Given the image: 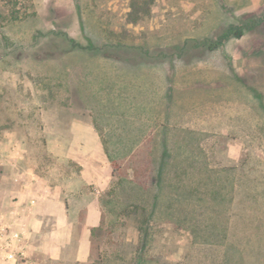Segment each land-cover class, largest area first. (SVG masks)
I'll use <instances>...</instances> for the list:
<instances>
[{"label":"rangeland","instance_id":"374dc122","mask_svg":"<svg viewBox=\"0 0 264 264\" xmlns=\"http://www.w3.org/2000/svg\"><path fill=\"white\" fill-rule=\"evenodd\" d=\"M19 171L102 220L0 264H264V0H0V210Z\"/></svg>","mask_w":264,"mask_h":264},{"label":"crops","instance_id":"0c3cea01","mask_svg":"<svg viewBox=\"0 0 264 264\" xmlns=\"http://www.w3.org/2000/svg\"><path fill=\"white\" fill-rule=\"evenodd\" d=\"M91 166L93 165H84L83 183L94 184L100 189L103 187V181L100 180L97 171L92 172ZM98 169L101 171L103 167ZM18 174L19 176L7 178L9 186L5 183L2 191L0 240L4 252L11 254V249L13 251L11 244L18 249L29 247V239L37 237L40 232L43 233L46 220H49L53 225L49 231L48 241L40 246L44 253L52 256L55 254L57 256L54 257H58L66 248H70L78 241L76 243L78 258H84L89 254L92 229L98 227L102 220L99 200L96 198L85 206L82 215L81 210L72 204L75 193H71L68 188L53 187L36 172L19 171ZM12 181L15 182V186L11 184ZM13 194L16 198L12 199ZM95 194H92L93 197H97ZM80 225L83 227L80 239L77 240L75 233Z\"/></svg>","mask_w":264,"mask_h":264},{"label":"trees","instance_id":"16d2710c","mask_svg":"<svg viewBox=\"0 0 264 264\" xmlns=\"http://www.w3.org/2000/svg\"><path fill=\"white\" fill-rule=\"evenodd\" d=\"M162 162H164L160 168V170H158V175L153 177V182L154 185L152 187V189H154L156 191V193H154V195L158 198V200H161V196L165 195V192L167 191L165 189V179L163 178V174H164V168L166 163V160L164 161L162 159ZM161 163V162H160ZM116 174V171H114V175ZM178 186H175L174 188H176ZM148 188L150 189V186L148 185ZM148 204L145 206H141V204L139 203H133V204H129L125 207V209H129L130 212H134V213H148L147 210ZM143 222H147L148 223V217L147 215L143 216V218L141 219ZM99 229V227H95L92 229V233L95 234V232ZM147 231V230H146ZM149 235V234H148Z\"/></svg>","mask_w":264,"mask_h":264}]
</instances>
